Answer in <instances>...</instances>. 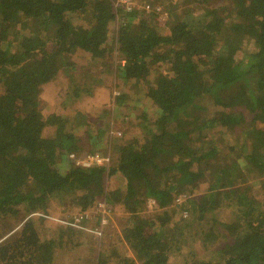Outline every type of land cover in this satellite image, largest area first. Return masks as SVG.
<instances>
[{
  "label": "trees",
  "instance_id": "1",
  "mask_svg": "<svg viewBox=\"0 0 264 264\" xmlns=\"http://www.w3.org/2000/svg\"><path fill=\"white\" fill-rule=\"evenodd\" d=\"M141 1L128 10L115 0H0V218L46 211L61 195L88 218L108 197L107 178L120 173L126 188L113 194L129 216L121 247L93 264H170L181 251L186 264H264V196L254 192H264V0ZM78 52L99 62L118 55L123 80H145L148 89L134 94L157 108L154 122L138 113L140 134L116 139L110 166L69 158L86 149L84 110H32ZM67 88L70 100L83 87ZM126 96L113 95L119 112L130 110ZM60 157L69 168L57 166ZM224 208L229 214L217 215ZM35 218L0 243V264H52L57 241L82 231L63 226L43 239Z\"/></svg>",
  "mask_w": 264,
  "mask_h": 264
},
{
  "label": "rangeland",
  "instance_id": "2",
  "mask_svg": "<svg viewBox=\"0 0 264 264\" xmlns=\"http://www.w3.org/2000/svg\"><path fill=\"white\" fill-rule=\"evenodd\" d=\"M116 1L117 0H115L114 2L115 6H117ZM135 7H143L142 1L134 0V3L130 7V10L134 9ZM162 8V5L159 6L158 8H156V12L160 15L159 21L162 26H166V23H168L169 19V11H163L161 10ZM149 9L150 7L147 6V10ZM74 58L75 62H72V66L65 67L63 70H61V73L55 80L43 87V91L41 93V103L38 107L32 108V110L34 112L41 113L44 117H47L52 113H59L65 117H71L76 116L77 111H79L80 109L84 110L87 118L85 119L83 117L81 118V120L87 121L89 125V134H83L85 135L82 136V142L84 144H80L82 146L85 145L86 149H84L83 147L77 154L79 156H82L88 153V151L99 152L103 156H110V163L109 165H107L110 166L112 164L111 158L114 159L116 153L114 149V143L116 139L122 138L125 132L130 135L129 137L140 134L141 129L139 126H136L140 120L137 118L144 110H147L150 113V120H153L154 122V116L157 108L156 105H154L151 100L147 99L144 95L134 94L135 91H139V93L142 94L144 89H148L145 85L146 82L145 84L142 83L145 80H140L137 84L135 83L136 81L133 80V82H130L131 80H123L121 74L117 70V66H119L120 62L124 64V61H120L118 59V55L116 56L115 53L101 62H99V60L93 61L89 53L86 52H78L77 54H75ZM71 60H74L73 57L71 58ZM165 68H155L153 82H156V79L158 77L157 75H162V71L167 70V68ZM67 86H70L71 89L75 88V86H80L83 88L79 90V94L77 97L70 100L68 99L70 102L67 106H65L68 100H66V98H64L63 96L67 91L70 90L69 88H67ZM118 91H120V93H126L127 101H129L131 97L134 98L132 101H129V112H126L124 110H121L122 113L119 112V107L117 106L116 102L113 101V99H111L110 104H107V109L105 108L104 110H101V112L97 115L93 111H97L101 108L91 109V112H86L92 102L91 99L97 96L96 93H100L101 95L107 94L109 95V98H111ZM110 108H112V115L110 113L106 114L107 110ZM247 115L249 116V118L251 117V115ZM119 122L127 130L122 129V127H120L119 125ZM100 130L103 132L100 133ZM197 137L198 135H195L194 139ZM92 142L93 145H90ZM57 166H59L61 170L69 168L68 161H66L65 157H60L57 159ZM249 179L250 180L247 179L245 183L253 181L252 176H249ZM207 187V184L203 183L199 187L200 194H203ZM125 188L126 181L123 179L120 173L113 174L107 178V181L105 182V192L107 193L108 197L107 199L105 197H100L99 202L106 199V203L112 209L109 223L107 224L108 229H106L107 226L104 228L102 238H98L99 235L95 234L97 235L96 238L89 233H85L84 230L80 231L81 234H77L76 236H69L65 234L61 240L57 241L58 243H62L60 247L56 248V259L52 264H93L98 253L110 250L112 245L121 247L119 244L120 231H122L123 226L126 224L129 216L126 213L123 202L117 197L116 194L113 193H116L117 191H123L125 190ZM254 192L259 198H263L264 192L259 188L258 185L254 187ZM112 194L114 195V198H111L113 197ZM65 198L66 195H61L60 197L55 196L54 198L47 199L45 204L48 206V209L46 211H39H41V213H48V216L56 218L71 217V213L73 214L72 217L82 215V224L89 230H95L101 226V213L98 203L97 205L94 204L95 206L93 208L91 207L90 209V211H93L94 214H91V216L86 218L84 214L78 212V208L76 209L75 207L73 209L65 205ZM64 206L67 207L66 212L60 211ZM151 206H154V204H151ZM225 209L226 208H224L225 213H222V210L218 212L217 215H228L229 211ZM25 214L26 211L22 207L20 214H13L8 215L4 218H0V243L16 235L19 227L26 221L27 217L31 218L30 215L28 216V214ZM35 221L39 223V230H41L40 233H42L41 237L45 239L47 233H45L46 230L44 231V227H42L41 225V219L35 218ZM44 221L46 222L47 220ZM54 223L55 222H53L51 224V227L49 228V230L52 232L58 233L59 229H64L65 227L60 224L59 226H57L58 224ZM43 226H45V224H43ZM51 235L53 234H50L49 236ZM179 247L182 248L183 245H179ZM180 253L182 255L176 253L170 258V264H186L185 260L183 259V256L185 254L182 251ZM130 256L132 257V254H130ZM93 259L94 261L92 262ZM138 264L141 263L138 262Z\"/></svg>",
  "mask_w": 264,
  "mask_h": 264
},
{
  "label": "built area",
  "instance_id": "3",
  "mask_svg": "<svg viewBox=\"0 0 264 264\" xmlns=\"http://www.w3.org/2000/svg\"><path fill=\"white\" fill-rule=\"evenodd\" d=\"M134 3V0H117L116 5H125L126 9L130 10V7ZM69 158L71 161H73L76 165L84 167V168H92L96 166H107L110 163V156H103L99 152H88L82 156H79L76 153H70ZM186 196V195H181ZM183 197H179L177 199L178 202L182 201ZM106 199L103 201L98 202L99 210L101 213V226L98 227L95 230H89L82 224L83 216H75V217H52L48 216V213H41V211L33 212L30 217H39V218H47L55 221L56 223L61 224L62 226H71L75 228H81L83 230H89L93 232L94 234H98L99 236H102L104 228L109 223V218L111 216L112 209L111 207L106 203ZM155 204V201L153 199H150V205Z\"/></svg>",
  "mask_w": 264,
  "mask_h": 264
},
{
  "label": "crops",
  "instance_id": "4",
  "mask_svg": "<svg viewBox=\"0 0 264 264\" xmlns=\"http://www.w3.org/2000/svg\"><path fill=\"white\" fill-rule=\"evenodd\" d=\"M96 97H94L93 99H91L92 100V102H91V104H90V107H88V109L86 110V112H91V109H98V108H101V109H98L97 111H93L96 115L98 114V113H100L101 112V110H104L105 108L107 109V104H110L111 103V99H113V96L111 97V98H109V95H107V94H105V95H101L100 93H96ZM114 100V99H113ZM78 110V109H77ZM119 125H120V127H122L123 129H125V127H123L122 125H121V123L119 122ZM126 130V129H125ZM44 219V218H43ZM44 220H47L46 222L45 221H41L42 223H41V225H42V227H44V231H45V233H47V236H45V238H49V235L50 234H54L55 235V232H52V231H50L49 230V228L51 227V224L53 223V222H55V221H53V220H51V219H47V218H45ZM48 223V224H47ZM56 223V222H55ZM54 223V224H55ZM39 224V223H38ZM43 224H45V226H43ZM56 224H58V223H56ZM97 224V223H96ZM95 224V225H96ZM57 226H59V224L57 225ZM89 226H92V225H89ZM74 228V227H73ZM77 229V228H76ZM106 229H108V226L106 227ZM105 229V230H106ZM82 231H83V229H81ZM85 231V233H89V234H91L92 236H95L96 238H97V235H95L94 233H91V232H89V231H87V230H84ZM75 234H81L80 232H75V233H73V235H75ZM57 235L60 237L61 236V231H59L58 233H57ZM66 235H69V236H73V235H71L70 233H68V234H66ZM99 238V237H98ZM122 238V236H121V231H120V238H119V240ZM131 254H132V257H134L135 259H136V256L132 253V251H131ZM137 260V259H136ZM138 263V262H137Z\"/></svg>",
  "mask_w": 264,
  "mask_h": 264
},
{
  "label": "clouds",
  "instance_id": "5",
  "mask_svg": "<svg viewBox=\"0 0 264 264\" xmlns=\"http://www.w3.org/2000/svg\"><path fill=\"white\" fill-rule=\"evenodd\" d=\"M119 6V5H118Z\"/></svg>",
  "mask_w": 264,
  "mask_h": 264
}]
</instances>
